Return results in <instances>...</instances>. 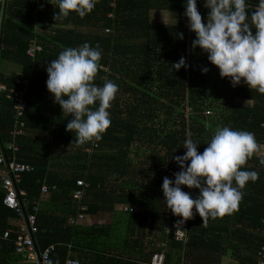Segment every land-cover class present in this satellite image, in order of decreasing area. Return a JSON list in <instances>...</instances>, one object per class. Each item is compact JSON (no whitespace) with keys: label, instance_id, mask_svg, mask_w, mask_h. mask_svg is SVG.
Returning <instances> with one entry per match:
<instances>
[{"label":"trees","instance_id":"16d2710c","mask_svg":"<svg viewBox=\"0 0 264 264\" xmlns=\"http://www.w3.org/2000/svg\"><path fill=\"white\" fill-rule=\"evenodd\" d=\"M58 2L0 0V64L5 61L31 71L30 76L21 77L0 71V141L5 148L17 144V161L33 167L21 176L18 186L26 193L21 198L22 214L4 205L0 181V264H33L15 252L19 230L13 221L34 214V202L38 203L35 225L40 250L55 245L52 264H66L74 258L79 264H143V260L114 255L106 249L105 240L113 247L123 242L124 247L143 250L150 221L151 226H159V233L152 234L154 239L147 243L152 255L165 250V264H220L228 253L238 264H259L258 253L264 246V165L260 164L264 155H253L242 168L257 171L259 179L242 189L238 209L203 224L194 208L182 241L175 239L173 229L182 217L167 208L162 183L165 177L174 180L181 170L174 157L186 152L182 146L186 132L200 142V153L215 129L223 126L250 131L264 146V94L243 82L233 87L229 78H221L207 53L192 48L196 37L183 16L186 0H98L83 18L72 12L55 20ZM247 2L250 15L259 0ZM197 8L206 23L209 9L204 0H197ZM161 11L177 13V23L151 22V12ZM45 23L52 26L51 34ZM71 25L73 29L67 28ZM80 27L88 32L78 33ZM85 42L102 50L94 83L102 86L105 79L111 80L119 90L108 109L111 124L102 139L79 145L75 133L66 130L71 115L61 113L34 122L35 117L28 114L34 103L26 94L34 81L30 86L24 81L32 77L36 87L46 89L48 64L63 49ZM32 44L40 48L34 57L28 55ZM181 57L189 67L172 70L171 64ZM204 67L207 73L202 72ZM11 90L20 92L27 105L19 123ZM243 98L251 104L238 103ZM18 130L23 134L15 137L13 132ZM35 130L49 132L54 143L68 150L56 149L54 154L50 147L40 154L30 150L28 133ZM6 154L11 161V151ZM77 190H83L80 200L73 198ZM182 190L193 199L199 195L198 189L182 186ZM121 205L128 206L127 210L116 209ZM78 215L83 218L69 224ZM97 216L108 218L109 223L95 221ZM83 221L84 225L79 224ZM6 232L9 236L4 239Z\"/></svg>","mask_w":264,"mask_h":264},{"label":"clouds","instance_id":"9594fccd","mask_svg":"<svg viewBox=\"0 0 264 264\" xmlns=\"http://www.w3.org/2000/svg\"><path fill=\"white\" fill-rule=\"evenodd\" d=\"M97 3L98 0H59L55 20L72 12L83 18ZM204 6L209 9L206 23L202 22L197 0L185 2L183 16L196 37L192 48L199 47L207 53L208 61L219 69L221 78H229L233 87L243 82L264 94V0H259L250 15L247 0H204ZM101 58L99 45L93 47L85 42L63 49L46 68V87L63 114L72 116L66 130L75 133L79 145L100 141L111 124L108 109L119 89L107 79L102 86L94 83ZM171 67L179 71L189 66L181 57ZM208 71L207 67L202 69L203 73ZM186 137L182 144L186 152L174 157L181 170L174 174V180L163 179L167 208L183 218L180 223L193 217L194 208L203 224L208 218L231 214L243 199L242 189L249 181L259 179L257 171L242 170L249 158L261 152L255 134L230 126L217 127L202 153L198 152L200 142L192 138L190 131ZM260 164L264 165V157ZM182 186L198 189L199 195L193 199Z\"/></svg>","mask_w":264,"mask_h":264},{"label":"built area","instance_id":"2783aa9c","mask_svg":"<svg viewBox=\"0 0 264 264\" xmlns=\"http://www.w3.org/2000/svg\"><path fill=\"white\" fill-rule=\"evenodd\" d=\"M1 25V19H0ZM34 43V42H33ZM36 50H40L34 44L31 45V48L28 51V55L34 57V53ZM9 97L12 99L14 103V109L16 111V122L19 123L20 117L23 116L25 110L27 108L26 102L20 92H16L11 90L9 93ZM21 124V123H20ZM24 125L21 124V127ZM14 136L17 137L22 133L21 130L13 132ZM6 151H11L12 153V160L9 161L7 159ZM19 152V146L15 143L8 145L6 148L0 141V181L1 187L5 192L4 197V205L14 210L15 212L22 214L21 208V198H24L26 193L24 190L19 189L18 186L21 182V176L25 173H29L33 170V167L28 164H23L18 162L16 159V154ZM78 186L88 187L84 182H78ZM43 193H46V188L42 189ZM83 196V190H77L74 193L73 198L80 200ZM36 207H34L33 211L37 212L38 203L34 202ZM126 207H124V211H126ZM34 214L28 215L24 217L17 223V228L19 230V235L14 243L15 252L22 256L23 259H27L31 261L33 264H49L50 262V255L55 250V245H49L45 249L40 250L39 243L37 240V227L36 223V216ZM83 218L82 215L77 216V222ZM183 218H179L175 224L173 225L174 229V236L177 241H182L186 238L187 231H186V224L187 222L182 221ZM74 220H70L69 224H74ZM264 223V222H263ZM9 232L4 233V239L8 238ZM264 236V230H263ZM164 247V245H163ZM165 250H162L158 253L152 255V258L149 264H165L166 257H165ZM259 257V264H264V246L261 248L260 252L258 253ZM66 264H79L78 260L76 259H68Z\"/></svg>","mask_w":264,"mask_h":264},{"label":"crops","instance_id":"0c3cea01","mask_svg":"<svg viewBox=\"0 0 264 264\" xmlns=\"http://www.w3.org/2000/svg\"><path fill=\"white\" fill-rule=\"evenodd\" d=\"M152 13L155 14V12H151V17H152ZM156 14H157V12H156ZM170 15H173V16L175 15V17H174L175 22H170V23L164 22L167 20L166 18H169ZM158 17L160 19L159 24L174 25L177 23V13H175V12L161 11L159 13ZM35 25H36V27H38V30H39L40 25L38 23H36ZM45 26L48 27L47 29H49V33L51 34L52 30H50V28H52V26L49 24H46ZM67 28L73 29V25L68 26ZM85 30H86L85 28L80 27L77 29V32L78 33H87L88 31H85ZM0 71L4 74L8 75V76L14 74V75H17L18 77L30 76V74H31L30 73L31 71L27 70L26 68L12 64V63H9V62H5V61L0 64ZM46 80H47V78L44 81L46 82ZM31 81H34V85L29 88V90H28V92H26V94H27V98L29 99L28 101H30V103L31 102L34 103V107L30 108L29 113H28L31 116L35 117L34 122L35 121L38 122L41 119L46 120V119H50V118H55V116H57V114L63 113L61 106L54 101L53 95L48 91L47 88L46 89H40V88L36 87L35 86V80L32 79V77L30 79L28 78L24 82L27 86H30ZM1 90H3V89L0 87V91ZM240 101L242 102V104H251V101L248 100L247 98H243V99L239 100V102ZM28 136H30L32 138V142L28 141L30 146H32V147H30V150L33 149L36 153H39V154L44 153L46 151L45 147H50V150H51L50 153H52V154L55 153L56 149L57 150L63 149L62 145L54 143L52 135L47 131L35 130L32 132H29ZM31 143H33L35 145H31ZM44 199H47V198L44 197ZM124 207H128V206L121 205V206H117L116 209L123 211ZM129 207H131V206H129ZM143 212H146V211H143ZM71 219L74 220L75 223H77V221L74 218H70L68 220V222ZM108 220H109L108 218L102 219L99 216H97L95 219V221H98L101 224H104V223L108 224L109 223ZM13 222L16 225L17 222H19V221H17V222L13 221ZM110 222H111V220H110ZM79 224L84 225L85 223L83 221ZM150 226H151V221H150V224L148 225V227H150ZM127 234L128 235L131 234V231L128 230ZM145 236L146 237L144 238L145 242L143 245V247H144L143 250H141V249L136 250L135 247H134V249L131 247H124L123 242L117 243L118 247H113L114 245L107 239L105 240V242H106V246H108L109 248L107 247L106 249L107 250L109 249L110 251H112L114 253V255H115V253L118 255H121L122 258H130L131 257V258L136 259L138 261L139 260L145 261V262H143V264H149V262L152 258L153 250H152L151 245L148 244L147 242H149L150 239H154V238L152 237V234L149 235V238L147 237L146 234H145ZM139 247H141V245ZM154 251H155V249H154ZM74 259H76V258H74ZM220 264H238V262L236 261V258H234V256H232L230 253H228L224 258L221 259Z\"/></svg>","mask_w":264,"mask_h":264},{"label":"rangeland","instance_id":"374dc122","mask_svg":"<svg viewBox=\"0 0 264 264\" xmlns=\"http://www.w3.org/2000/svg\"><path fill=\"white\" fill-rule=\"evenodd\" d=\"M150 16H151V14H150ZM158 16H159V13L158 12H157V14H156V12H155V14L152 13V17H150L151 22H153V23H159L160 19H159ZM174 17H175V15L174 16L173 15H170L169 18H166L167 20L164 21V22H169V23L170 22H175L174 21ZM85 31H87V30H85ZM239 103H242V102L240 101ZM170 124H171V122H170ZM63 149H65V152L68 150V148H66V146ZM259 155H264V146L263 145H261V152L259 153ZM148 183H149V181H148ZM158 228H159V226H156V225L155 226L147 227L146 232H145L146 235H147V237L149 238V235L150 234L159 233V231H157ZM127 230H129V229H127ZM119 233H122V236H126V233L124 231H121ZM119 233L117 235V241L120 242L122 237L120 236Z\"/></svg>","mask_w":264,"mask_h":264}]
</instances>
